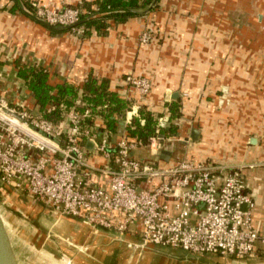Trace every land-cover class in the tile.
I'll use <instances>...</instances> for the list:
<instances>
[{"label":"crops","instance_id":"1","mask_svg":"<svg viewBox=\"0 0 264 264\" xmlns=\"http://www.w3.org/2000/svg\"><path fill=\"white\" fill-rule=\"evenodd\" d=\"M40 1L61 10L96 0ZM13 7V1L0 0V97L41 116L30 90L17 75L20 63L43 67L53 84L81 87L90 76L107 79L110 90L136 106V111L146 108L166 116V105L180 101L181 116L168 124H176L178 137L166 145L170 158L162 165L170 168L186 159L208 164L219 173L238 172L254 204L244 209L251 212L254 229L264 233V0H159L156 8L124 23L108 19L104 29L92 27L84 38L69 30L53 34L28 15L12 11ZM145 31L155 35L149 44L140 42ZM128 74L151 81L149 96L140 98L128 89L124 83ZM129 119L127 113L119 118L116 133L105 130L102 117L94 119L92 130L98 139L96 144H87L91 165H114L97 148L102 142L114 146ZM194 130L198 132L195 141ZM132 155L158 159L148 148ZM67 217L77 225L86 224ZM71 227L69 222L65 230H59L60 237L72 248H66L71 254L80 252L84 264L92 251L102 252L103 261L97 264H146L151 257L159 264H198L202 258L211 264H264L260 247L257 254L238 260L162 246L137 249L141 245L138 228L122 234L100 228L79 233ZM100 232L108 236L105 241L111 248L71 242L83 236L86 242L97 239L94 234ZM125 245H131L130 252H122Z\"/></svg>","mask_w":264,"mask_h":264},{"label":"built area","instance_id":"2","mask_svg":"<svg viewBox=\"0 0 264 264\" xmlns=\"http://www.w3.org/2000/svg\"><path fill=\"white\" fill-rule=\"evenodd\" d=\"M26 2L33 20L69 27L74 35L85 37L79 7L58 10L40 0ZM154 39L152 31L140 36L141 44ZM124 83L140 98L152 90L149 79L135 74L126 75ZM133 109L136 106L126 112L131 117L126 128L140 117L141 108ZM167 113L158 119L156 135L147 145L129 138L126 130L114 146L99 144V153L114 165L98 167L89 163L87 145L96 144L98 134L83 126L75 109L63 123L54 124L0 97V183L95 229L124 234L138 228L143 247L238 260L257 254L259 247L264 254V233L254 229L251 212L244 209L254 204L238 172L219 173L208 164L186 159L170 168L162 165L166 142L174 139L160 133L169 127ZM144 148L158 159L132 155Z\"/></svg>","mask_w":264,"mask_h":264},{"label":"trees","instance_id":"3","mask_svg":"<svg viewBox=\"0 0 264 264\" xmlns=\"http://www.w3.org/2000/svg\"><path fill=\"white\" fill-rule=\"evenodd\" d=\"M11 1L14 2L12 11L19 10L26 15H28V11H32L26 0ZM158 2L159 0H96L92 3L85 2L79 6L82 10L81 25L87 28L85 36L89 35V29L92 27L98 31L104 29V22L108 19L116 23H124L139 16L142 11H151L156 8ZM42 24L51 33H58L56 27ZM69 31L71 32V30ZM2 67L3 63L0 61V70ZM17 75L30 90L43 118L54 124L63 123L66 115L75 109L83 117L82 123L85 128H92L94 119L102 117L106 122L105 130L116 133L119 118L132 106L131 102L110 90V82L107 79L98 80L90 76L81 87L70 83L53 84L50 80V74L43 67H28L20 63H17ZM166 106L170 112V122L181 116L182 104L180 101H174ZM87 112L89 114H86ZM139 115L140 117H134L131 124L126 128L127 135L129 138L140 140L147 145L149 140L156 135L158 119L162 115L148 111L146 108H141ZM141 120H144V124L141 123ZM160 133L166 138H174L178 135V127L176 124L170 123L168 128H161ZM85 139L83 138V140Z\"/></svg>","mask_w":264,"mask_h":264},{"label":"rangeland","instance_id":"4","mask_svg":"<svg viewBox=\"0 0 264 264\" xmlns=\"http://www.w3.org/2000/svg\"><path fill=\"white\" fill-rule=\"evenodd\" d=\"M173 140L174 139H171V141L166 142V144ZM41 205L48 208L44 203L29 197L28 194L15 191L10 187H4L0 183V206L5 210L7 216H5L6 221L10 222L9 229L12 237L15 238L14 242L17 247L20 264H65L66 262L70 264H84V260L79 258V251L75 250L71 254V252L66 249L67 246H70L67 244L66 240L60 237L59 230H65L69 226V222L73 223V227L71 228L79 233H83L84 231L88 232L87 228L89 230H94V228L82 223L77 225V221L69 219L65 215L61 216L60 214L53 213V211L48 210L49 208L46 209ZM100 233L99 235L94 234L98 237L97 239L89 240L88 242L83 239L84 236L80 237L78 241L71 240V242L84 245L88 243L98 246L105 245L107 249L111 248V244H107L105 241L107 235L102 232ZM110 237L113 236L111 235ZM116 246L117 245H115V247ZM129 247H131V245ZM129 247L125 245L122 252H125L124 250H129L130 252ZM119 250L120 246L118 245L116 251ZM89 255L90 259L88 258L89 260H86L88 264H97V262L103 261L102 252L97 253L92 251ZM92 256L94 259H92ZM53 259H56L57 262ZM99 259L100 261H98ZM92 260H94V262H92ZM113 261L115 262V260ZM159 262L160 261L155 257H151L146 264H159ZM211 263V261H206L202 258V261L200 260L198 264ZM227 263L228 262H224L222 264Z\"/></svg>","mask_w":264,"mask_h":264},{"label":"water","instance_id":"5","mask_svg":"<svg viewBox=\"0 0 264 264\" xmlns=\"http://www.w3.org/2000/svg\"><path fill=\"white\" fill-rule=\"evenodd\" d=\"M57 31L70 30L69 27H57ZM197 131H193L192 139H197ZM161 158L165 161H169L170 152L164 150L161 153ZM6 213L2 206H0V264H20L19 256L17 253V247L14 242L15 238L12 237L9 229L10 222L6 221ZM7 217V216H6ZM145 247L138 246L137 249H143Z\"/></svg>","mask_w":264,"mask_h":264}]
</instances>
